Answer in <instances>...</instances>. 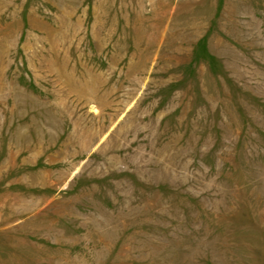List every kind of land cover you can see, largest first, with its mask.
Masks as SVG:
<instances>
[{"label":"rangeland","instance_id":"1","mask_svg":"<svg viewBox=\"0 0 264 264\" xmlns=\"http://www.w3.org/2000/svg\"><path fill=\"white\" fill-rule=\"evenodd\" d=\"M0 264H264V0H0Z\"/></svg>","mask_w":264,"mask_h":264}]
</instances>
